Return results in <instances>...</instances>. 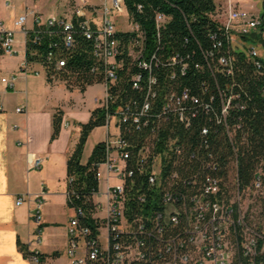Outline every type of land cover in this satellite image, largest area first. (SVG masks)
<instances>
[{"label":"built area","instance_id":"1","mask_svg":"<svg viewBox=\"0 0 264 264\" xmlns=\"http://www.w3.org/2000/svg\"><path fill=\"white\" fill-rule=\"evenodd\" d=\"M64 1L69 12L63 18H50L45 23L36 18L35 26L43 24L49 28L57 25L63 28L66 48L73 46L75 24L86 39L94 41L93 55L103 67L101 84L104 94L98 108H108L112 99L110 89L116 84L117 71L121 68L118 57L123 45L118 33L130 35L126 51L136 68L130 76L132 87L140 92L146 91L138 112L130 111L127 106L106 115L103 126L105 157L97 166L96 189L89 198L74 204V193L67 189L73 179L66 180V204L72 212L67 223L68 264H264V223L254 219L248 213L250 206H245L242 201L244 193L250 198L257 194L259 200H264V173L261 168L253 176L251 190H240L236 162H233L232 176L224 179L214 173L218 170L216 164L200 160L197 154L192 153L190 162L199 160L203 173L181 177L177 166L184 149L179 137L155 134L152 141L146 140L137 149L133 166H130L133 149L122 138L123 123L130 118L137 123L139 118L149 116V112L154 113L156 108L160 110L157 117L173 115L183 122L184 112L191 111L185 103H197V99L186 90L177 94L173 87L159 84L155 77L156 70L168 68V80L172 82L178 74H185L189 66L188 55L186 59L176 52H168L165 58L159 55L161 31L168 19L156 14L155 46L148 52L145 32L138 24L129 21L123 0ZM123 13L130 27L119 31L112 16ZM28 16L23 15L14 23L22 30L26 44L30 31L35 28L26 27ZM219 18L220 15L216 18L215 32L208 35L212 49L203 53L209 71L223 76L232 75L234 52H242L254 72L264 75V56L259 53L257 41L264 40L261 15L236 8L228 1L224 19ZM0 33L3 34L5 54L17 56L15 33L2 29ZM38 41L36 36L34 43ZM54 59L57 69L65 66L63 59L56 58L53 51L49 52L48 62L52 63ZM30 64L25 59L21 71L27 73ZM194 68L198 70L201 66L195 64ZM15 80V76L3 77L1 82L6 89H13ZM219 99L225 124L237 96L231 94L227 84L223 91H219ZM155 102L159 107L154 108ZM202 107L210 109L208 104ZM234 107L239 109L238 104ZM17 112L23 110L19 108ZM225 130L231 140L233 133L227 124ZM207 133V128L203 127L201 135ZM46 159L47 156H29V169L40 170ZM135 173L138 176H134ZM75 198L78 199L77 196ZM25 199V196L18 198L17 205H22ZM43 202V197L38 196L36 208L31 213L37 224H40ZM27 257L31 264H49L47 259L42 260L39 251L31 252Z\"/></svg>","mask_w":264,"mask_h":264},{"label":"trees","instance_id":"2","mask_svg":"<svg viewBox=\"0 0 264 264\" xmlns=\"http://www.w3.org/2000/svg\"><path fill=\"white\" fill-rule=\"evenodd\" d=\"M129 21L139 25L146 35V51L150 52L154 45L156 14L164 15L168 21L161 31L162 49L159 55L168 52L179 53L188 62L185 74H178L174 81H169L170 69L162 68L155 71L159 84L167 88L173 87L177 94L186 90L197 103H185L191 111L184 112V121L177 116L157 117L160 112L156 108L149 116L141 117L135 123L132 118L121 125L122 138L133 149L130 166L138 148L146 140L152 141V136L177 135L184 149V154L178 161L177 171L181 177L201 175L203 168L199 160L190 162L189 156L197 154L200 160L214 163L218 170L211 171L226 179L232 176L233 162H236V176L240 190H251L250 185L255 172L264 168V75L255 73L251 63L242 52H234L233 73L223 76L219 72L213 74L205 65L203 53L212 49V42L208 35L215 32L218 25L216 6L213 0H123ZM261 17L264 20V0H262ZM39 41L35 44L34 39ZM129 34L118 33L123 50L118 60L121 68L117 71V82L111 87V101L108 108H96L85 124H78L80 137L75 149L70 153L66 163V180L73 179L67 186L73 192L74 204L89 198L96 189L95 173L97 166L105 157V144L97 143L86 164H81V156L89 134L98 127L105 125V117L112 114L119 107H129L130 111L138 112L142 106L145 90L141 92L132 87L130 76L136 71L131 58L126 51ZM3 34L0 33V58L5 54L2 46ZM73 46H64V30L55 25L47 28L36 25L30 31L26 44V59L30 63H39L46 68L47 80L52 83L59 80L69 88L84 91L86 87L102 83V66L97 63L94 55V41L86 39L82 31L75 24L73 31ZM264 51V40H257ZM53 51L56 58L63 59L65 66L56 68L55 59L48 62V54ZM214 63V62H213ZM195 64L201 66L194 68ZM100 67V68H99ZM96 68L99 70L96 71ZM166 83V84H165ZM229 85L230 92L237 96L226 118L225 124L230 128L233 136L229 139L225 130L224 120L220 113L219 91ZM211 98L213 99L211 101ZM136 103V105H133ZM162 103V102H161ZM160 103V104H161ZM155 107L159 103L155 102ZM208 104L209 110L202 106ZM239 106V109L234 106ZM154 116V117H152ZM63 121V112L58 111L53 116V132L51 141L59 138ZM238 126V129H234ZM208 130L207 135H201V129ZM235 130V131H234ZM134 176H138L136 173ZM187 180V179H186ZM78 197V199L75 198ZM264 203V200H261ZM27 257V247L19 244ZM42 260L45 257L41 254Z\"/></svg>","mask_w":264,"mask_h":264},{"label":"crops","instance_id":"3","mask_svg":"<svg viewBox=\"0 0 264 264\" xmlns=\"http://www.w3.org/2000/svg\"><path fill=\"white\" fill-rule=\"evenodd\" d=\"M42 1L33 0L26 12L28 29L35 27L36 18L45 23L50 18L64 17V0L53 10ZM228 1L248 12L254 7L246 0H213L218 17L225 14ZM0 29L15 33V48L19 52L17 56L4 54L0 58V264H31L20 243L28 253L39 251L49 264H68L67 223L71 211L65 197L66 163L80 137L78 124L89 121L103 98V84L91 85L98 90L89 104L85 98L91 86L80 91L69 89L59 80L49 83L46 68L39 63L30 64L27 73L22 72L26 59L22 30L14 24L5 27L1 23ZM12 76L16 79L14 88L6 89L1 80ZM19 108L23 112H17ZM58 111L63 112L61 132L52 142L53 116ZM99 129L104 130L98 127L93 131ZM92 150L84 159L82 153L81 164L87 163ZM37 155L47 156L44 166L40 170L29 169L28 157ZM40 195L44 202L37 224L31 213ZM22 196L26 201L17 205Z\"/></svg>","mask_w":264,"mask_h":264},{"label":"rangeland","instance_id":"4","mask_svg":"<svg viewBox=\"0 0 264 264\" xmlns=\"http://www.w3.org/2000/svg\"><path fill=\"white\" fill-rule=\"evenodd\" d=\"M62 1L63 0H43L42 3H47L49 5L48 9L53 10L54 7L58 6V4L62 3ZM246 1L252 3L254 6L253 10H251V12L249 13L258 16L262 10V6H261L262 0H246ZM63 4L65 10L64 14H67L69 12L68 11L69 6L66 1H64ZM32 6H33V0H0V23L3 24L5 27H11L19 17L26 15V12H28V10H30ZM246 11H248V9ZM224 15L225 14L223 13L219 19L223 20ZM112 20L115 22L116 28L119 31L129 30L130 24L125 13L120 15L113 14ZM259 53L261 56H264V51L262 50V48H260ZM97 90L98 87L96 86H91L88 88L86 94L87 98H85L86 103L90 104L91 98L93 94L97 92ZM103 94H104V89H103ZM104 134H105V130L103 129L95 130L90 134L84 147L83 159L90 153L91 149H93V146H95L99 141H101L105 137ZM262 170L264 173V168ZM263 192H264V188H263ZM243 197L244 200L242 201L244 205L250 206L248 213L251 214L253 217H255L254 219H259L258 221L264 223V207L261 200H259L260 198L257 197V194L253 195V197L250 198L248 197L247 193H244ZM45 208L46 206H43V211L45 210ZM71 215L72 212H70V216Z\"/></svg>","mask_w":264,"mask_h":264}]
</instances>
